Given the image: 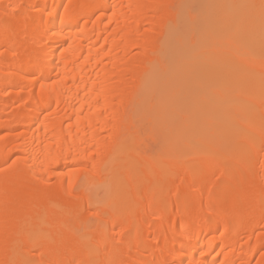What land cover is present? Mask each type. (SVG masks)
Returning <instances> with one entry per match:
<instances>
[{"label":"bare ground","instance_id":"bare-ground-1","mask_svg":"<svg viewBox=\"0 0 264 264\" xmlns=\"http://www.w3.org/2000/svg\"><path fill=\"white\" fill-rule=\"evenodd\" d=\"M0 264H264V0H0Z\"/></svg>","mask_w":264,"mask_h":264}]
</instances>
